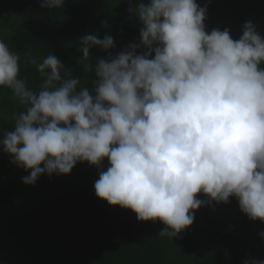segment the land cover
<instances>
[{"label":"clouds","instance_id":"clouds-1","mask_svg":"<svg viewBox=\"0 0 264 264\" xmlns=\"http://www.w3.org/2000/svg\"><path fill=\"white\" fill-rule=\"evenodd\" d=\"M40 7L64 8L65 0ZM131 12L142 25L139 44L93 65L91 49L109 52L113 37L81 38L91 89L51 54L32 61L44 79L39 91L29 89L20 55L0 39V87L26 106L0 148L29 173L26 185L107 159L97 197L141 222H163L161 236L175 238L206 202L231 198L264 222V36L251 21L239 39L228 29L208 32L207 7L197 0H150Z\"/></svg>","mask_w":264,"mask_h":264},{"label":"trees","instance_id":"trees-1","mask_svg":"<svg viewBox=\"0 0 264 264\" xmlns=\"http://www.w3.org/2000/svg\"><path fill=\"white\" fill-rule=\"evenodd\" d=\"M42 0H0V39L20 55V78L39 91L44 77L32 63L56 56L74 78L91 89L94 73L78 51L88 34L111 35L115 48L90 51V63L139 44L142 25L131 9L150 0H65L41 9ZM207 7L206 30H230L239 39L251 21L264 36V0H197ZM143 51V50H141ZM64 74L62 70V75ZM11 89L0 87V139L25 110ZM78 163L70 175H44L35 185L0 148V264H244L264 259V222L253 221L231 198L196 210L193 224L175 238L161 236V221L99 199L94 183L107 170ZM198 199L207 201L200 194Z\"/></svg>","mask_w":264,"mask_h":264}]
</instances>
